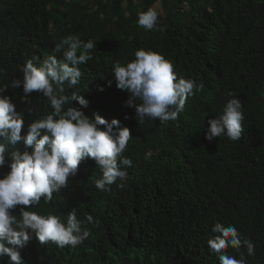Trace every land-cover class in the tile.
Here are the masks:
<instances>
[{"label":"trees","instance_id":"1","mask_svg":"<svg viewBox=\"0 0 264 264\" xmlns=\"http://www.w3.org/2000/svg\"><path fill=\"white\" fill-rule=\"evenodd\" d=\"M157 2L156 28L138 26V13ZM69 35L96 48L79 65L76 88L65 93L88 100L87 107L71 103L89 118H115L130 130L124 155L131 165L124 188L100 191L101 172L87 158L50 202L28 208L62 222L74 208L90 235L61 248L33 234L20 249L23 264H220L208 246L219 235L212 231L216 223L235 227L254 244L252 256L244 246L224 254L264 264V0H0V86L9 85L5 94L24 114L25 127L52 109L38 92L26 103L22 86L11 88V80L23 78L26 60L39 57V65ZM138 49L163 55L178 77L204 85L177 120L139 124L125 104L128 93L116 87L112 68L135 59ZM229 93L242 103L241 138L208 141L207 121L221 114ZM17 149L24 150L23 142L9 146ZM7 170L0 168V175ZM20 207L27 206L11 210L17 218ZM0 264H10L8 257Z\"/></svg>","mask_w":264,"mask_h":264},{"label":"clouds","instance_id":"2","mask_svg":"<svg viewBox=\"0 0 264 264\" xmlns=\"http://www.w3.org/2000/svg\"><path fill=\"white\" fill-rule=\"evenodd\" d=\"M161 14L162 9L153 5L138 13L137 24L153 30ZM94 48L96 44L92 40L83 42L69 35L56 43L53 54L47 55L39 65L36 63L39 57L26 60L20 68L23 78L12 79L11 88L22 86L26 103L31 93L42 94L52 109L27 127L24 114L17 111L5 94L9 85L0 86V168L7 166L8 169L0 175V257L7 256L10 264H23L20 249L33 234L41 244L53 242L61 248L75 247L89 237V231L82 230L74 208L66 222L56 215L45 216L27 210L38 205L41 199L50 202L53 193L59 192L68 184L69 177L76 175L83 160L93 159L100 170L101 176L95 181L98 190L110 191L113 184L119 188L126 186L125 169L131 160L124 153L132 138L130 130L115 118L109 122L95 113L89 118L71 103L75 100L87 107L88 100L75 91L70 95L65 93L66 87L75 89L78 85L82 75L79 65L92 59ZM59 53L62 58L58 59ZM134 55L135 59L126 65L116 63L112 68L116 87L128 93L125 104L135 109L139 124L146 118L161 123L177 120L186 100L201 92L204 85L178 77L173 65L157 52L138 49ZM228 95L232 98L227 100L221 114L207 121L205 139L208 141L220 136L232 141L241 138L242 103L233 93ZM65 105L71 106L65 108ZM20 142H23V151H9V146L15 148ZM151 155L146 153V158ZM16 206H27L20 207L19 218L11 212ZM87 219L91 221L92 217ZM212 231L219 235L209 239L208 246L220 264H247L243 254L239 259L224 254L228 247L239 251L244 246L249 256L255 254L254 244L250 239H242L235 227L216 223Z\"/></svg>","mask_w":264,"mask_h":264},{"label":"rangeland","instance_id":"3","mask_svg":"<svg viewBox=\"0 0 264 264\" xmlns=\"http://www.w3.org/2000/svg\"><path fill=\"white\" fill-rule=\"evenodd\" d=\"M135 5H136V7H137V6H138V3L136 2V3H135ZM155 6H156L157 8H159V9L161 8V6H160V3H159V2H157V3L155 4Z\"/></svg>","mask_w":264,"mask_h":264}]
</instances>
